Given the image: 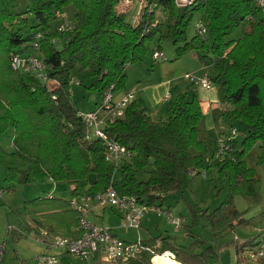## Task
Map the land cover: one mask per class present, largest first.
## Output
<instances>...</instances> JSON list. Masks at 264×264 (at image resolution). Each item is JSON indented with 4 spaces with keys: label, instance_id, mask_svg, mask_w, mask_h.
<instances>
[{
    "label": "trees",
    "instance_id": "1",
    "mask_svg": "<svg viewBox=\"0 0 264 264\" xmlns=\"http://www.w3.org/2000/svg\"><path fill=\"white\" fill-rule=\"evenodd\" d=\"M140 2L133 23L127 19L126 0H28L21 12L0 10V135L13 128V149L0 147L6 190L51 181L67 184L70 196L92 193L113 186L118 172L120 194L156 209L161 208L164 195L181 190L184 175H200L205 143L200 137L202 110L195 93L174 97L158 118L136 100L130 101L123 115L104 127L109 139L130 152L117 166L106 160L102 139L85 138L84 111L79 112L72 99L74 87L85 99L92 94L100 98L97 106L109 91L116 99V91L125 88L128 68L144 62L149 45L162 53V43L171 42L176 45L177 58L195 51L200 63L214 69L209 77L219 101L230 106L223 113L238 120L243 133L240 144L226 139L229 149L219 156L220 172L228 178L227 196L212 212H201V220L215 234L247 224L249 220L242 217L233 199L261 200L264 15L257 0H192L184 5L175 0ZM66 7L72 8V19L63 14ZM61 14L69 24L64 32L58 30ZM194 18L205 20L206 33L201 36L195 29L189 38ZM238 28L240 34L235 37ZM153 51L152 60L159 59L153 58ZM13 55L40 59L46 78L24 68L14 69ZM254 146L260 154L255 165L248 166L245 156ZM25 200L19 227L9 230L13 238H20L24 231L79 236L77 214L69 199L50 191ZM262 234L264 230L259 236ZM233 243L236 254L254 245L251 240L241 247L239 242ZM144 244L158 255L172 252L181 264H212L217 255L211 244L196 237L183 244L174 236L161 234ZM151 257L143 253L129 264H151ZM88 264L103 262L95 254Z\"/></svg>",
    "mask_w": 264,
    "mask_h": 264
},
{
    "label": "rangeland",
    "instance_id": "2",
    "mask_svg": "<svg viewBox=\"0 0 264 264\" xmlns=\"http://www.w3.org/2000/svg\"><path fill=\"white\" fill-rule=\"evenodd\" d=\"M27 1L0 0V10L5 9L10 12H21L25 10ZM126 1L129 3L127 19L133 23L141 8V2L140 0ZM63 14L67 19H72V8L66 7ZM157 14L161 16V11L158 10ZM195 20L194 18L189 25V38L195 34ZM203 21L202 23L204 24L205 20ZM31 23L35 24V20H32ZM239 34L240 29L238 28L235 30L234 36L237 37ZM207 42H210L209 37H207ZM196 43L198 44V39H196ZM153 48H155V45L150 44L148 52L144 56L143 63L128 68L126 86L129 87L132 85L135 80L134 77L143 76L142 80L147 83H156L160 80L175 78L174 84L179 83V85L182 84L183 87L187 88L188 86L186 84L191 83L184 76L186 73H191V67L194 63L199 64L197 59L193 57L196 54H187L181 58H177L176 45L171 42H164L161 47L164 57L152 60L151 53ZM198 49L202 51L201 48ZM28 52L33 53L30 48ZM208 69L210 76H213L215 74L214 69L212 67H208ZM172 93L174 95L175 92L172 90ZM85 94L87 96L86 92ZM89 97L90 99H85L77 87L73 88L72 99L79 112L86 111L93 106V101L97 96L92 94ZM203 122L204 125L203 123L201 125L200 137L204 140L205 151L203 152L204 168L201 170V174L196 176H192L191 174L184 175L183 185L179 193L166 194L161 200L160 207L163 210H169L177 218L184 219L182 226L176 228L165 214L158 213L157 209L151 207L145 211L142 219L144 222L146 221L144 219L148 217V222L146 224L142 222L139 229L123 227L120 213L109 207L104 210H99L93 206V213L99 216H94L93 213H90L89 219L93 221L92 223H95L98 227L116 230L120 239L124 238L130 242L136 241L138 235L142 240L148 238L149 235H157L160 232L163 235L168 233L171 236H175L178 242L183 244L189 243L193 237L205 240L217 252L212 264H232L237 260L233 241L243 242L253 239V241L256 240L253 246H256L259 234L264 230V174H262L261 168H259V172L262 175L260 185L261 200L259 199L260 201L257 202V200L255 201L241 196H235L233 199L242 217L249 220L247 224L237 225L215 234L201 220V212L207 210L212 212L220 205L228 193L227 175L221 173L217 163H215L218 161L216 159H218L217 157H219L220 153L219 141L232 137L231 139L240 144L243 138L240 122L234 118H229L225 114L218 116L216 122V124L218 123L217 130L213 129V127L208 128L205 119ZM233 128L236 129L237 133L230 135ZM12 137L13 128L10 127L4 134L0 135V147L11 151L13 149L11 143ZM259 154L260 149L254 146L245 156L247 165H255ZM208 158L211 160V165L207 167ZM52 184L58 186L57 191L53 194L67 201L70 196L69 186L51 181H46L44 184L34 183L29 186L18 185L15 191H7L8 184L3 180V169L0 166V246L4 245L6 248V254H4L3 258L5 264H36L35 258L45 251L58 256L57 264H88L79 257L61 254L59 249L51 248L46 250L47 248L40 243L33 232L24 231L18 239L13 238V235L9 232L10 228L17 229L19 227L25 212V207L27 206L25 199L42 197L50 192L48 189ZM120 186L121 179L113 184L116 192L119 191ZM194 214L197 215V221L194 219ZM187 231H190L189 233L195 236L191 237ZM245 251L244 254L246 253ZM150 263L152 264L151 261Z\"/></svg>",
    "mask_w": 264,
    "mask_h": 264
},
{
    "label": "built area",
    "instance_id": "3",
    "mask_svg": "<svg viewBox=\"0 0 264 264\" xmlns=\"http://www.w3.org/2000/svg\"><path fill=\"white\" fill-rule=\"evenodd\" d=\"M192 0H175L177 5H184ZM256 4L259 6L262 15H264V0H257ZM59 31H66L69 28L68 21L63 14L59 16ZM194 28L197 33L203 36L206 33L204 24L196 20ZM153 58H163V54L155 50L152 54ZM12 66L14 69L24 68L25 70L32 71L38 78L45 79L44 65L42 61L35 57H29L27 60L22 59L16 55L12 56ZM192 86L203 87L210 90L214 84L209 76L202 78L195 77L190 73L185 74ZM134 99V92L129 91L125 93L118 100H113V94L109 91L95 109L81 113L82 121L85 124L86 132L85 138L91 140L100 138L105 142V158L114 166H117L123 158H127L130 152L125 146L119 144L116 140L109 139L104 131V127L113 123L117 118L123 115L126 105ZM224 109H229L228 104L223 106ZM236 129L233 128L230 135H235ZM229 137L228 139H231ZM219 156L227 152L229 146L226 139L219 141ZM219 158V157H217ZM196 176V172L190 173ZM1 195V192H0ZM70 207L76 212L78 219V229L80 231L77 237L68 236H51L45 231L35 234L40 243L46 247V250L51 248L59 249L61 254L72 255L79 257L87 263L91 258L98 254L103 264H129L132 260L137 259L143 253H150L152 255L150 261L154 264L155 257H163L178 262L175 255L170 251H164L161 254H156L154 249L146 246L144 241L139 237L136 241L130 242L118 238L111 229L98 227L89 219V215L94 205L102 208L115 209L120 213L122 226L139 229L141 219L148 206L138 203L136 198L131 196L122 195L116 192L113 186H109L104 191H96L92 193H78L70 196ZM157 209V208H156ZM158 213H163L171 221L176 228L184 224V219L177 218L169 210L157 209ZM11 229V228H10ZM9 229V230H10ZM6 248L4 245L0 246V264H3V258ZM36 264H57L58 256L51 254L47 251L41 253L36 258ZM181 264L180 262H178ZM264 264V234L261 235L259 242L256 246L246 249V253L242 259L236 260L232 264Z\"/></svg>",
    "mask_w": 264,
    "mask_h": 264
},
{
    "label": "crops",
    "instance_id": "4",
    "mask_svg": "<svg viewBox=\"0 0 264 264\" xmlns=\"http://www.w3.org/2000/svg\"><path fill=\"white\" fill-rule=\"evenodd\" d=\"M193 53L196 54L195 51H191L188 54L191 55ZM193 57H195L197 59L199 64L194 63L192 65V67H191L192 70H191L190 74H193V75L197 76L198 78L210 76L208 67H206L202 63H200L197 54ZM137 73H139V72H137ZM134 78H135V80L132 83V85H130L129 87H127L125 85V88L123 90L116 91V94H115L116 100H118L120 97H122L125 93H127L129 91H133L134 92V99L133 100H136L137 103L141 107L146 108L152 117L158 118L161 115H163L167 103L170 100H172L174 97H176L179 94H183V93H188L189 95H191L192 93H195L198 97V100H199L200 106H201V110H202V119L200 122V132H201L202 123L204 125V122H203L204 119H205V123L208 126V128L213 127V129L217 130V124L218 123L216 124V122L218 120V116L223 115L224 113H223V106L221 105V103L219 101L218 92H217V89L215 87H213L210 90H206L203 87H195V86H192L191 84H186L188 86L186 88V87H183L182 84L179 85V83L177 81L176 82L178 84H174L175 78L167 79V80H160V81H157L156 83L155 82L147 83L146 81H143L142 80L143 76L142 77L136 76ZM172 90L175 92L174 95H172L173 94ZM99 101H100V98L99 99L95 98L93 101V106L91 108H88L84 112H88V111L93 110L97 106ZM216 160H218V161L215 163H217V166L219 167V170H220V166H219L218 162L221 159L218 158ZM207 162H208L207 163L208 164L207 167H208L209 165H211L210 158L207 159ZM113 178L117 181V180L121 179V175L118 172H116L114 174ZM57 189H58V186H56V184H52L49 188L51 193H55L57 191ZM174 193L178 194L179 191L174 192ZM174 193H168V194H174ZM157 203H158V201H157ZM94 208L95 209L97 208L99 210L105 209V208L99 207L97 205H94ZM94 208H92L91 213H93ZM151 208H153V207H151ZM157 209H159V208L157 207ZM144 214H145V212H144ZM93 215L99 216L96 213H93ZM142 219H143V217H142ZM142 219H141V224L143 222ZM194 219L197 221V215L196 214H194ZM144 220H146V221H144L146 224L148 222V217ZM91 222H93V221H91ZM112 232L117 237H119L117 235L116 230H112ZM166 234H168V233H166ZM157 235H161V232L158 233ZM157 235H149L148 238L142 239V240L146 241L147 239H150L151 237L157 236ZM138 237H139V235H138ZM259 238H260V236L258 237L257 242H259V240H260ZM121 239L126 240L124 238H121ZM126 241H129V240H126ZM248 241L249 240L239 242L238 244L241 247L244 242H248ZM255 241H253V239H251V242L254 243ZM243 255H244V251L240 252L239 254H236L237 260H239L240 258L242 259ZM3 264H5L4 261H3Z\"/></svg>",
    "mask_w": 264,
    "mask_h": 264
},
{
    "label": "bare ground",
    "instance_id": "5",
    "mask_svg": "<svg viewBox=\"0 0 264 264\" xmlns=\"http://www.w3.org/2000/svg\"><path fill=\"white\" fill-rule=\"evenodd\" d=\"M154 52V51H153ZM161 59V58H160ZM182 226V225H181ZM6 254V253H5ZM244 256V255H243ZM3 262V261H2ZM153 262L154 264H179L178 262L174 261V260H171V259H166V258H163V257H155L153 259ZM23 264V263H21Z\"/></svg>",
    "mask_w": 264,
    "mask_h": 264
}]
</instances>
